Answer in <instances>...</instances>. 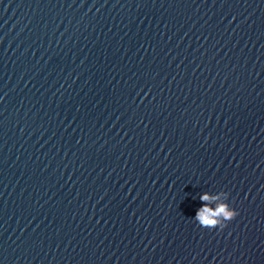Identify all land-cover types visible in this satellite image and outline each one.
I'll list each match as a JSON object with an SVG mask.
<instances>
[{
  "label": "clouds",
  "instance_id": "1",
  "mask_svg": "<svg viewBox=\"0 0 264 264\" xmlns=\"http://www.w3.org/2000/svg\"><path fill=\"white\" fill-rule=\"evenodd\" d=\"M226 192H221L216 195H212L209 192H204L200 195L199 199L202 201L203 206L200 207L195 216V220L200 226L205 228H216L217 226L223 227L225 222L235 218L238 214L227 202L217 204L213 209L209 206V203L215 201L220 195H225ZM228 195V194H227Z\"/></svg>",
  "mask_w": 264,
  "mask_h": 264
}]
</instances>
